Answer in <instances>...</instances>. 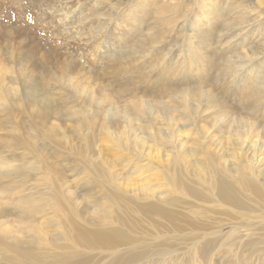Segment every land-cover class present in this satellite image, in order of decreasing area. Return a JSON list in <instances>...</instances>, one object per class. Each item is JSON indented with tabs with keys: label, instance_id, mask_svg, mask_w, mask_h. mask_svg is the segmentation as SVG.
Wrapping results in <instances>:
<instances>
[{
	"label": "bare ground",
	"instance_id": "6f19581e",
	"mask_svg": "<svg viewBox=\"0 0 264 264\" xmlns=\"http://www.w3.org/2000/svg\"><path fill=\"white\" fill-rule=\"evenodd\" d=\"M241 8L239 30L264 18ZM257 51L218 58L220 81L240 82ZM157 64L159 97L116 102L64 74L51 75L55 93L26 82L21 101L0 65V264H264V79L239 102L209 100L181 80L182 63Z\"/></svg>",
	"mask_w": 264,
	"mask_h": 264
},
{
	"label": "rangeland",
	"instance_id": "374dc122",
	"mask_svg": "<svg viewBox=\"0 0 264 264\" xmlns=\"http://www.w3.org/2000/svg\"><path fill=\"white\" fill-rule=\"evenodd\" d=\"M245 4L257 8L253 14L264 10V0H0V65L4 64L6 76L11 75L12 69L15 71L17 98L21 101L26 82L38 80L50 92L55 83L51 75L60 74L95 99L105 97L116 102L130 99L135 93L154 100L159 96L153 86L159 80L154 69L148 67L152 62L169 70L182 63L185 75H181V80L186 85L201 87L209 94V100L239 102L256 94L264 79V18L253 15L251 25L243 33L237 27L241 22L239 11ZM213 10L223 17L215 20L209 13ZM72 15L77 19L70 23ZM253 48L261 54L243 69L241 81H220L218 58L238 56L241 52L249 56ZM136 77L140 81L133 88L129 84ZM255 77L260 79L255 82ZM230 86L237 87L240 96L238 91L230 93ZM243 88L246 94L242 99ZM220 96L223 98L218 99ZM62 97L67 103L70 101ZM73 104L85 103L77 98ZM208 111L199 115L206 126L214 119ZM63 127L69 129V124L64 122ZM47 156L63 169L72 163L64 153L53 155L49 151ZM150 172L142 175L154 179Z\"/></svg>",
	"mask_w": 264,
	"mask_h": 264
}]
</instances>
